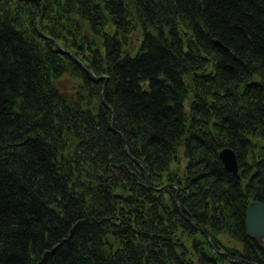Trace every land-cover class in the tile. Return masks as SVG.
<instances>
[{
    "label": "trees",
    "instance_id": "obj_1",
    "mask_svg": "<svg viewBox=\"0 0 264 264\" xmlns=\"http://www.w3.org/2000/svg\"><path fill=\"white\" fill-rule=\"evenodd\" d=\"M255 201L264 0H0V264H264Z\"/></svg>",
    "mask_w": 264,
    "mask_h": 264
},
{
    "label": "water",
    "instance_id": "obj_2",
    "mask_svg": "<svg viewBox=\"0 0 264 264\" xmlns=\"http://www.w3.org/2000/svg\"><path fill=\"white\" fill-rule=\"evenodd\" d=\"M42 23H43V16L41 17V21H40V29H42ZM48 39L52 40L51 38ZM220 158L222 162L227 166V169L233 171L235 173V176H237L238 178L239 167L237 164L236 153L232 149L226 148L221 151ZM136 162L139 165H141L139 161ZM143 169L145 170V168ZM247 228H248V235L251 238L263 243L262 237L264 236V205L261 204L260 202L252 203L249 206L247 212Z\"/></svg>",
    "mask_w": 264,
    "mask_h": 264
},
{
    "label": "bare ground",
    "instance_id": "obj_3",
    "mask_svg": "<svg viewBox=\"0 0 264 264\" xmlns=\"http://www.w3.org/2000/svg\"><path fill=\"white\" fill-rule=\"evenodd\" d=\"M184 18H185V21L190 25V26H192L193 25V22L195 21V20H200L199 18H197V15H194V13L192 12V13H188L187 11H184ZM31 83H34L33 82V80H32V82ZM104 94V93H103ZM105 98H106V94H104L103 95V102L105 103ZM113 121L115 122V117H113ZM224 149H226V148H224ZM224 149H222V150H224ZM230 149V148H229ZM221 150V151H222ZM220 151V152H221ZM236 159H237V164H238V167H240V163H239V158H238V155H237V153H236ZM30 165H32L31 164V162H30ZM223 165H224V168L228 171V172H230V173H232L233 175H234V177L235 178H237V176H235V173L233 172V171H230V169L228 170L227 169V166L223 163ZM239 177V179L241 178V176L240 175H238ZM157 229V231H160V232H162V233H164V229H162L160 226L159 227H157L156 228ZM246 229H247V232H248V228H247V217H246ZM166 230L169 232V229L166 227ZM262 242L264 243V236L262 237Z\"/></svg>",
    "mask_w": 264,
    "mask_h": 264
},
{
    "label": "rangeland",
    "instance_id": "obj_4",
    "mask_svg": "<svg viewBox=\"0 0 264 264\" xmlns=\"http://www.w3.org/2000/svg\"><path fill=\"white\" fill-rule=\"evenodd\" d=\"M135 37V35L131 38V39H133ZM67 81H65L64 82V85H65V87H62V89L63 90H69V89H73V87H74V84L76 83L75 81H70V80H68V79H66ZM60 85H61V83H60ZM227 264H229V263H227Z\"/></svg>",
    "mask_w": 264,
    "mask_h": 264
}]
</instances>
